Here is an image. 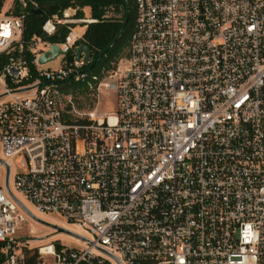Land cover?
I'll return each mask as SVG.
<instances>
[{"label":"built area","instance_id":"obj_1","mask_svg":"<svg viewBox=\"0 0 264 264\" xmlns=\"http://www.w3.org/2000/svg\"><path fill=\"white\" fill-rule=\"evenodd\" d=\"M12 5L0 6V264H264V0H133L126 55L102 77L75 60L93 22L79 8L45 21V36L66 30L52 43L24 40L27 1ZM51 45L58 70L38 63ZM103 92L115 111L96 109ZM30 215L77 237L32 238Z\"/></svg>","mask_w":264,"mask_h":264},{"label":"trees","instance_id":"obj_2","mask_svg":"<svg viewBox=\"0 0 264 264\" xmlns=\"http://www.w3.org/2000/svg\"><path fill=\"white\" fill-rule=\"evenodd\" d=\"M28 5V13L26 18V27L23 33L24 40L28 41L31 38L38 37L44 41L59 43L66 30L59 28L56 34L48 37L42 32V26L46 20L52 16H60L61 12L69 7H77L80 10L77 13V17L82 19L84 8L89 9L90 19L92 23L87 25L85 33L83 35L84 43L89 48L91 53V62L86 65V69L97 77L107 76L113 72L118 61L125 57L126 50L129 44L130 36L132 34L135 24V12L133 0H129V17L126 24L125 31L121 37L112 45V47L103 55L101 60L93 64L92 61L111 43L115 36L121 29L122 22L126 14L125 0H26ZM4 0H0V6H2ZM16 3L15 13H19V8ZM35 5L42 15H31L29 8ZM25 56L29 64V70L31 71L33 78L34 67L31 64L33 56L25 51ZM69 87L73 95L78 98L76 100L78 108L83 109L85 106L92 108L94 106V100L90 99L87 86L85 84H79L70 82ZM79 98L84 100L80 101Z\"/></svg>","mask_w":264,"mask_h":264},{"label":"rangeland","instance_id":"obj_3","mask_svg":"<svg viewBox=\"0 0 264 264\" xmlns=\"http://www.w3.org/2000/svg\"><path fill=\"white\" fill-rule=\"evenodd\" d=\"M10 2H13V5L15 6L16 3H18V0H4L3 2V7H5L6 5H8ZM12 5V6H13ZM84 13V17L85 18H90V14L88 9H85L82 11ZM17 54V49H15V51H13L11 53V55L13 57H16ZM62 67V60L61 58H58L50 63H48L47 65L43 66L42 69L47 70H58L59 68ZM0 92H2V83L0 81ZM80 101L84 100L82 98H79ZM116 96L112 93H107V92H103L100 97L98 98V102L96 105V109L100 112H112L116 110ZM85 108H89L88 106H85ZM43 219L50 221V222H58V223H62V221L60 219H58L55 216H45L43 217ZM26 227L27 230L29 231V233L31 235L32 238H39V237H49L45 244L52 242V238L51 235H53V231L45 226H42L36 222L33 221H28L26 223ZM57 238L59 239L60 242L65 243L66 245H70L73 244V242L71 240H69L66 236L61 235V236H57ZM33 245V244H32Z\"/></svg>","mask_w":264,"mask_h":264},{"label":"water","instance_id":"obj_4","mask_svg":"<svg viewBox=\"0 0 264 264\" xmlns=\"http://www.w3.org/2000/svg\"><path fill=\"white\" fill-rule=\"evenodd\" d=\"M125 4H126V14H125V18L122 22L121 29H120L119 33L115 36V38L111 41V43L92 61L93 64H96L101 60L103 55L112 47V45L121 37V35L125 31L126 24L128 22V17H129V7H130L129 0H125ZM29 12L31 15H42L43 14L42 11H40L36 6H31L29 8ZM74 52H75V60H79L81 55L83 54V58H82L83 64L87 65L90 62L91 53H90L89 48L86 45H81V46L77 47ZM60 54H61L60 49L56 45H51L49 50H47L46 52H43L39 56L38 63L41 65L46 64L50 61H53ZM85 71H88V69H86ZM69 80H70V78H68L67 80L60 82V83L64 84V83L68 82ZM31 218L36 223H38L42 226H45L51 230H55L56 234H65V235L77 237L74 234H72L71 232H68L62 228H58L56 226H53V225L48 224L46 222H43L37 218H34L33 216H31Z\"/></svg>","mask_w":264,"mask_h":264},{"label":"crops","instance_id":"obj_5","mask_svg":"<svg viewBox=\"0 0 264 264\" xmlns=\"http://www.w3.org/2000/svg\"><path fill=\"white\" fill-rule=\"evenodd\" d=\"M85 9H88V8H85ZM88 11H89V9H88Z\"/></svg>","mask_w":264,"mask_h":264}]
</instances>
